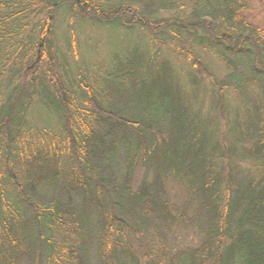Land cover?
<instances>
[{
	"label": "trees",
	"instance_id": "16d2710c",
	"mask_svg": "<svg viewBox=\"0 0 264 264\" xmlns=\"http://www.w3.org/2000/svg\"><path fill=\"white\" fill-rule=\"evenodd\" d=\"M34 1L0 0V94L4 85L7 93V79L11 82L19 72L24 75L17 92L14 93L15 89L7 94L0 103L1 173L34 211V231L27 222L25 231L24 224L19 228L18 222L23 219L9 210L4 185L0 186V264H19L23 254L32 251L37 258L45 252L49 264H98L90 258L94 240L85 235L94 226L99 228L95 254L99 255L100 264H115L127 256L131 223L140 220L143 226H155L168 222L171 216L166 203L159 200L157 189L145 185L134 193L129 189V175L136 164L144 165L145 159L155 162L158 174L164 168L183 180L199 199V211L211 214L213 227L181 261L168 258L165 250L160 249L152 264H264V187L257 189L264 184V101L253 107V115L246 111L250 118L245 126L234 122L246 131L247 127L253 128L243 140L238 139L239 143H251V149L244 150L241 158L261 163L263 176L253 183L243 179L232 186L231 175H221L208 159L218 142L206 148L202 137L196 151L189 146L198 141L200 121L182 106L179 88L176 86V93L171 91L175 84L170 83L169 76L163 75L149 86L143 81L140 90L131 95L132 101L129 96L125 100L120 95V84L134 79L135 71L146 59L157 64L160 61L159 65L168 61L158 56L161 50H145L140 55L128 52L124 61L101 77L106 84L100 86L94 74L92 84L86 86L80 77L82 86L76 87L75 92L60 73L59 51L54 41V14L66 5L80 17L102 24L138 27L158 34L171 31L172 36L164 42L166 53L209 76L200 57L173 28L183 32L191 29L188 36L193 39L199 31L215 44L216 54L230 70L236 67V59L248 61L250 77L241 76L239 82L233 80L239 95H244V87L251 81L260 87L264 97V32L247 20L244 10L249 0H189L193 3L189 23L180 14L158 19L144 9L129 16L123 5L94 0H41L47 10L32 26L29 15L34 11ZM202 42L209 52L212 47ZM163 70L169 71L165 66ZM41 76L47 77L53 92ZM34 94L38 95V102L43 99L40 103L56 117L57 133L30 125L28 114ZM216 95L217 109L223 115L224 94L218 87ZM145 133L152 135L149 147L145 144ZM203 149H209L205 158ZM120 150L125 156L128 180L120 178ZM65 168L68 175H62L59 189V176ZM41 185L61 194L77 193L81 202L75 204L56 196L37 201L28 191L33 192ZM98 202L109 207L108 221L86 213L89 203ZM12 204L18 207L15 201ZM115 210L121 211L125 219H118ZM32 262L41 264L40 260Z\"/></svg>",
	"mask_w": 264,
	"mask_h": 264
},
{
	"label": "rangeland",
	"instance_id": "374dc122",
	"mask_svg": "<svg viewBox=\"0 0 264 264\" xmlns=\"http://www.w3.org/2000/svg\"><path fill=\"white\" fill-rule=\"evenodd\" d=\"M94 1L107 5H123L126 7V13L129 16L136 15L141 9L153 13V16L158 19H169L180 14L179 16H183L186 23L191 21L190 12L193 6L192 1L189 0ZM45 6L46 3L41 0L34 1V11L29 15L32 26L45 15L47 10ZM244 13L247 15L249 23L264 32V0H249ZM54 17V41L57 51H59L60 73L70 90L76 92L75 88L82 86L79 81L80 77L83 78L84 85L90 86L94 74L99 80V85L103 86L106 83L101 77L106 75L119 61H124L123 59L128 52H135L140 55L141 52L144 54L145 50H161L158 56L163 58V60H168L163 63L165 65H159L160 61L157 64L155 60L151 62L146 59L145 64L135 71L136 76L134 79L120 84V95L122 94L125 100L129 96L130 101H132L134 97L131 95L140 90V84L143 81L149 86L156 79H160L161 76H169L172 79L170 83L175 84L172 85L171 91L176 93L175 88H179L178 90L183 94L180 97V101L183 103L182 106L184 105V108L186 107L192 115H196L198 121H200L196 134L198 141L196 140V142L189 144L192 147V151H196L199 148L200 140H203L201 139L202 137H205L206 148H210L215 145V142H218L219 146L212 149L213 151L209 154L208 159L211 158L212 164L217 170H220L221 175H231L232 186L243 179L253 183L254 180H259L263 176L261 163L251 158H241L245 152L244 150L249 151L251 149V143L250 141L239 143L238 139L243 140V137L248 132L251 133L253 128L247 127L248 130L246 131L244 127H236L234 125V122H237L238 125L245 126L247 118L253 115V107L262 105L264 101L260 87L251 81L245 85L244 88L246 90H244L243 96H240L239 91L235 89L233 80L239 82V77L241 76L250 77L251 68L247 67L248 61L245 58H240L239 61L236 59L234 61L236 62V67L230 70L216 54L213 46L215 44L208 42L204 33L198 31L193 39L188 36L191 29L183 32L177 27L173 28L175 33L180 32L182 34L183 40L187 41L186 44L191 46L198 57H200L201 63L210 77L204 76L191 64L166 53L168 49L164 46V42H167L169 37L172 36L171 31L158 34L157 32L151 33L148 30H140L138 27L102 24L96 20L80 17L68 9L66 5L56 9ZM202 41L212 47L209 52L204 50ZM164 66L169 69L168 72L163 70ZM23 76V72H19L14 74L11 82L8 79L5 81L7 93L4 85L0 94V103L5 100L7 94L13 93L15 89L14 93L17 92L19 85L23 84ZM41 80L49 84L46 76L42 77ZM217 87L224 94L223 115L220 114L221 112L219 113L216 106ZM50 89L52 90L51 87ZM33 97L34 102L28 114L30 125L37 129H48L52 133H57L58 122L56 117L51 115L46 110L45 105L40 103V101H43L41 97L39 102L37 101L38 95L34 94ZM119 100H122L123 103L122 97ZM238 109H241L240 113H238ZM246 111L249 112V116ZM144 136L147 147L151 146L150 139L152 135L145 133ZM250 137L252 138V135ZM159 147L163 148L165 146L160 145ZM134 149L131 151H134ZM208 151L209 149H203L202 158L206 157ZM144 162V165L136 164L131 175H129V189L131 193H134L141 185L152 187L154 190L157 189L159 200L161 199V201L166 203L165 205L171 216L167 220L168 222L154 224L155 226H143L140 220L131 223L128 254L120 261H116L115 264H152L153 259L156 256L158 257L160 249L165 250L168 258H178L181 261L186 253L201 244L206 232L213 228L210 223L211 214L206 210H203V213L199 211L197 206L199 199L186 187L183 180L172 176V170L167 171L164 168L158 174L156 172L157 166L155 168L153 164L155 162L150 159H145ZM118 164L121 180H128V174H126L128 168L126 167L125 156L121 154V150L118 155ZM1 168L2 166H0V186L4 185L6 200L9 204L7 205L10 207L9 210L23 219L18 222L19 228L21 224H24L23 230L25 231V222H27L28 228L34 231V211L31 205L4 179ZM62 175H68L66 168L59 176V183L57 184L59 189L63 184ZM224 178L227 179L226 177ZM260 187H264V184L257 189ZM28 192L35 200L41 202L53 196L62 200L68 199L75 204L81 202V198L77 193L72 194L73 192H71L69 195V193L63 192L61 194L60 191H55L51 187L43 185L36 188L33 192L30 190ZM92 199L99 201L98 198ZM13 201L18 207L12 204ZM89 204L91 205L86 206L85 211L90 217L95 218L98 216L108 221L109 207L107 205H103L101 202ZM163 205L161 204V206ZM115 215L118 219H125L121 211L115 210ZM174 217L176 220H174ZM129 221L127 219V222ZM90 229L85 233L86 238L91 237L94 240L91 244L90 258L93 263L100 264L99 255L95 254L97 249L95 235L99 228L94 226ZM19 239L23 241V236L20 235ZM34 245L37 246L36 241H34ZM33 252L24 253L22 256L24 258H21L19 264H34L32 262L33 259L37 263L40 260L41 264H49L45 252L39 258Z\"/></svg>",
	"mask_w": 264,
	"mask_h": 264
}]
</instances>
